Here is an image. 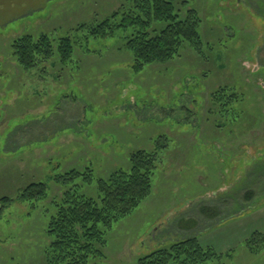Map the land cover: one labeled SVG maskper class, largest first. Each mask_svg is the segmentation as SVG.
<instances>
[{
	"label": "rangeland",
	"instance_id": "374dc122",
	"mask_svg": "<svg viewBox=\"0 0 264 264\" xmlns=\"http://www.w3.org/2000/svg\"><path fill=\"white\" fill-rule=\"evenodd\" d=\"M126 1L0 0V198H14L38 180L57 195L45 180L57 165L63 171L88 165L101 176L127 169L132 151L152 150L164 135L168 147L153 191L111 232L103 264H135L139 255L193 235L203 246L230 252L227 264H264V248L251 253L243 245L252 231L264 233L263 198L245 216L208 232L214 224L198 212L219 205V197L264 163V0H187L210 44L204 57L187 47L139 72L122 48V28L81 41L77 62L49 66L46 76L26 73L11 56L10 43L20 35L64 37ZM220 85L242 93L233 112L243 115L232 128L216 130L211 93ZM253 186L261 190L258 181ZM187 219L197 225H178ZM45 221L34 205L11 203L0 220V264H45Z\"/></svg>",
	"mask_w": 264,
	"mask_h": 264
},
{
	"label": "trees",
	"instance_id": "16d2710c",
	"mask_svg": "<svg viewBox=\"0 0 264 264\" xmlns=\"http://www.w3.org/2000/svg\"><path fill=\"white\" fill-rule=\"evenodd\" d=\"M178 1L127 0L102 19L76 24L64 37L55 38L48 33L23 34L11 41V56L26 73L46 76L49 66L63 69L71 61L76 63L74 51L81 41L87 42L90 36L112 37L122 28V48L130 53V66L134 72L146 65L172 61L187 47L204 57L203 49L210 44L203 41L199 32L201 17L195 8L188 7L187 0ZM211 98L217 107L214 106L215 119L212 120L215 128H232L236 119L243 115V112H233L242 93L228 85H220L211 93ZM226 113H232V119ZM25 128L27 132L31 124ZM50 135L51 132L47 134ZM154 145L152 150L138 148L132 151L127 169L117 168L103 176L88 165L64 171L57 165L45 176V180L58 188L57 195H51L44 180L29 182L14 198H0V220L11 203L28 202L46 219L45 264H103L111 232L153 191L161 153L168 147L167 137L158 136ZM256 181L261 185L258 192L253 186ZM237 184L230 193L218 198L219 205L199 206L201 216L214 224L206 228L207 232L245 216L259 198L264 199V163L254 172H248ZM178 225L194 228L197 223L187 219L180 220ZM198 236L157 246L139 255L135 264H227L225 260L230 252H217L212 245L203 246ZM243 245L251 253L262 251L264 233L252 231Z\"/></svg>",
	"mask_w": 264,
	"mask_h": 264
},
{
	"label": "crops",
	"instance_id": "0c3cea01",
	"mask_svg": "<svg viewBox=\"0 0 264 264\" xmlns=\"http://www.w3.org/2000/svg\"><path fill=\"white\" fill-rule=\"evenodd\" d=\"M217 130V129H216ZM210 134H214V132L212 130H209ZM209 138H206V140H208Z\"/></svg>",
	"mask_w": 264,
	"mask_h": 264
}]
</instances>
